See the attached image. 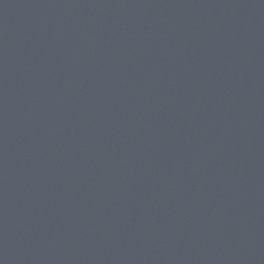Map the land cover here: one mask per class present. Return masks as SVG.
I'll use <instances>...</instances> for the list:
<instances>
[{
  "label": "water",
  "instance_id": "water-1",
  "mask_svg": "<svg viewBox=\"0 0 264 264\" xmlns=\"http://www.w3.org/2000/svg\"><path fill=\"white\" fill-rule=\"evenodd\" d=\"M0 264H264V0H0Z\"/></svg>",
  "mask_w": 264,
  "mask_h": 264
}]
</instances>
